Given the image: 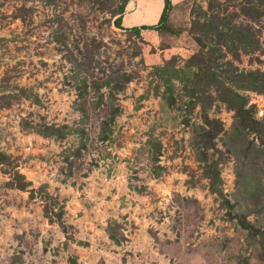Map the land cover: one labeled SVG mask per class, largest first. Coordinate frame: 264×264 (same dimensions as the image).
<instances>
[{
  "label": "rangeland",
  "instance_id": "obj_1",
  "mask_svg": "<svg viewBox=\"0 0 264 264\" xmlns=\"http://www.w3.org/2000/svg\"><path fill=\"white\" fill-rule=\"evenodd\" d=\"M123 3L0 0V264H264V0Z\"/></svg>",
  "mask_w": 264,
  "mask_h": 264
},
{
  "label": "crops",
  "instance_id": "obj_2",
  "mask_svg": "<svg viewBox=\"0 0 264 264\" xmlns=\"http://www.w3.org/2000/svg\"><path fill=\"white\" fill-rule=\"evenodd\" d=\"M174 2L176 0H171L172 5ZM163 9L164 0H129L120 17V27L128 30L134 27L154 26L158 24Z\"/></svg>",
  "mask_w": 264,
  "mask_h": 264
},
{
  "label": "trees",
  "instance_id": "obj_3",
  "mask_svg": "<svg viewBox=\"0 0 264 264\" xmlns=\"http://www.w3.org/2000/svg\"><path fill=\"white\" fill-rule=\"evenodd\" d=\"M127 1H129V0H124L123 9L120 12L119 17L116 18V23H117L118 26H120V23H119L120 17H121V15L124 12V8H125V5H126ZM171 6H172L171 0H164V9L162 11V14H161V17H160V20H159L158 24H156L154 26H141V27H138V28L137 27H134V28L128 29L127 31H129L130 33H132L134 35H139L141 31H145V30H154V31H157L158 30V27L161 26L164 23V21L167 19V17H168V11L170 10ZM125 81L127 82L128 79H125ZM237 97H239V96L237 95ZM233 107L234 106H232V109L235 111V113L237 115H240L241 116V115L245 114L244 104L238 103V106L236 108H233ZM79 110L81 112H84L82 106L79 108ZM115 114H116V110L113 113V115L115 116ZM110 121H112V120H110ZM110 121H108V122H110ZM206 123H210V121L208 119H206V116H205V118L203 120V124L206 126ZM101 124H102V127H100V130L103 133V131H104L103 128H105V129L108 128L107 121L104 120V121L101 122ZM225 203L228 205V207L230 209L232 208V206L229 205V202L228 201H225Z\"/></svg>",
  "mask_w": 264,
  "mask_h": 264
}]
</instances>
